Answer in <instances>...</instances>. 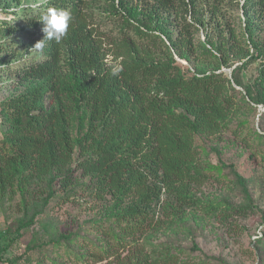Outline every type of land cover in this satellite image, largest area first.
Wrapping results in <instances>:
<instances>
[{"label":"trees","instance_id":"obj_1","mask_svg":"<svg viewBox=\"0 0 264 264\" xmlns=\"http://www.w3.org/2000/svg\"><path fill=\"white\" fill-rule=\"evenodd\" d=\"M50 7L71 13L68 32L36 51ZM0 10L10 15L0 83L16 89L0 90V204L19 200L21 236L52 200L88 197L97 209L85 226L96 239L55 234L48 220L28 249L63 245L110 264L222 261L195 241L203 218H247L257 205L249 180L198 141L233 124L239 135L243 106L264 105V0H0Z\"/></svg>","mask_w":264,"mask_h":264},{"label":"rangeland","instance_id":"obj_2","mask_svg":"<svg viewBox=\"0 0 264 264\" xmlns=\"http://www.w3.org/2000/svg\"><path fill=\"white\" fill-rule=\"evenodd\" d=\"M235 13L244 16L245 11L241 7L236 8ZM9 18L10 15L0 10V19ZM205 31L200 32L202 40ZM182 62L186 64L185 61ZM222 70L231 72L228 68ZM257 73L256 65H252L244 72V76L254 77ZM5 78L7 79L3 76L4 80ZM0 84L2 96L16 90L8 81ZM248 108L250 106H243L240 112V119L247 124L239 135L233 132L236 128V124H233L231 130L222 134L221 139L213 137L198 141L200 146L206 147V151H209L203 155L208 156L213 163H218L221 158L228 164H234L237 171L249 180V188L257 205L256 211L247 218L231 211L223 213L224 216L218 211L215 215L203 218L195 241L203 254L222 260L210 261L209 264H264V105ZM255 132L261 136H257ZM212 147H217L221 154ZM216 186L207 188V191L214 192ZM87 199L88 197H85V200L69 201L64 204L52 200L46 211L38 216L39 221L36 219L37 221L24 231L22 236L16 232L17 219L23 215L19 200L0 204V264H110V260L97 262L95 257H87L85 261L79 260L72 254V249L63 245L47 243L40 249H28L30 241L44 233L43 226L48 225V220L54 222L53 226L49 227L50 231L55 230V234L56 229L60 232L80 230L79 235H83L86 242L96 239V234L85 227L86 221L96 213L97 209H93L96 201L93 198ZM74 244L75 242L72 243V248L78 250ZM191 244V240L186 242L188 248L192 246ZM201 252L195 251L191 256L197 259Z\"/></svg>","mask_w":264,"mask_h":264},{"label":"clouds","instance_id":"obj_3","mask_svg":"<svg viewBox=\"0 0 264 264\" xmlns=\"http://www.w3.org/2000/svg\"><path fill=\"white\" fill-rule=\"evenodd\" d=\"M71 20V13L65 9L50 7L42 14L40 21L43 22L44 38L36 42L34 49L36 51H43L46 41H55L60 43L67 35L69 23ZM123 71L121 65L116 64L111 66L110 75L118 77Z\"/></svg>","mask_w":264,"mask_h":264}]
</instances>
